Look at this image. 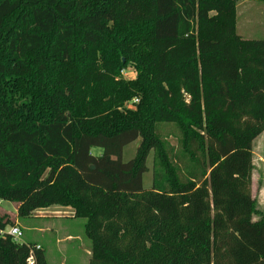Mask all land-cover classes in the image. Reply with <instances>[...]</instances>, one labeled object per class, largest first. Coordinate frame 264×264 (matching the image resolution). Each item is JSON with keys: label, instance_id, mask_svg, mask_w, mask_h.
<instances>
[{"label": "trees", "instance_id": "1", "mask_svg": "<svg viewBox=\"0 0 264 264\" xmlns=\"http://www.w3.org/2000/svg\"><path fill=\"white\" fill-rule=\"evenodd\" d=\"M247 1L264 2L0 0V202L71 208L90 264H264V39L238 34ZM9 225L0 213V264H27Z\"/></svg>", "mask_w": 264, "mask_h": 264}, {"label": "rangeland", "instance_id": "2", "mask_svg": "<svg viewBox=\"0 0 264 264\" xmlns=\"http://www.w3.org/2000/svg\"><path fill=\"white\" fill-rule=\"evenodd\" d=\"M238 34L244 39H264V2L247 1L239 3L237 8ZM123 76L134 79L136 74L133 69H127ZM163 136L168 142L177 147V131L169 126L163 129ZM141 140H137L126 146L123 151L122 160L128 162L135 158ZM95 156H100L102 150L92 149ZM254 171L252 176L251 194L257 203V208L264 212V133L253 142ZM149 171L144 174L143 184L145 190H150L153 185V153L147 162ZM60 206L38 210L49 213L51 211L63 210ZM0 213L6 214L13 221L18 220V226L22 231V242L32 246H40L44 252L47 264H90L91 241L85 232V219L55 217L40 218L35 211L28 218H19L17 207L14 203L2 201ZM256 220V219H255ZM70 236V237H69ZM32 245V246H31Z\"/></svg>", "mask_w": 264, "mask_h": 264}, {"label": "built area", "instance_id": "3", "mask_svg": "<svg viewBox=\"0 0 264 264\" xmlns=\"http://www.w3.org/2000/svg\"><path fill=\"white\" fill-rule=\"evenodd\" d=\"M138 102H139L138 100H135L133 103L128 104V107L133 108L134 104H136ZM7 233L10 236H12V238L15 242L20 243L21 245H26L29 248L30 255H29V258L27 260V264H38L36 254H37V252L41 251V247L40 246L30 247V245L22 242L21 239L23 237V234H22V231L20 230V228L18 226H12V228L9 231H7Z\"/></svg>", "mask_w": 264, "mask_h": 264}, {"label": "crops", "instance_id": "4", "mask_svg": "<svg viewBox=\"0 0 264 264\" xmlns=\"http://www.w3.org/2000/svg\"><path fill=\"white\" fill-rule=\"evenodd\" d=\"M36 215L40 218H50V217H55V219H58V217L74 218L75 212L71 208H65L63 210L51 211L49 213L37 211ZM14 222L16 224H20L18 220H15ZM26 243H30V242H26Z\"/></svg>", "mask_w": 264, "mask_h": 264}]
</instances>
